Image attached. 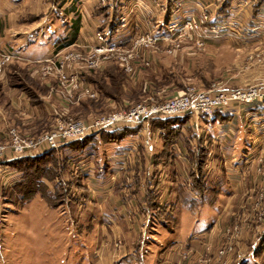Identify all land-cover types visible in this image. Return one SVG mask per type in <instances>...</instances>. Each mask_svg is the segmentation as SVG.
<instances>
[{"label":"rangeland","instance_id":"1","mask_svg":"<svg viewBox=\"0 0 264 264\" xmlns=\"http://www.w3.org/2000/svg\"><path fill=\"white\" fill-rule=\"evenodd\" d=\"M160 23L156 20L149 23V31L163 32L165 25L160 26ZM252 44L241 45L223 38L198 46L194 40L181 38L173 43L143 45L133 57L126 55L131 69H125L116 53L100 55L98 66L82 67L83 75L88 78L100 81L99 76H102L101 82L110 91L108 95L101 94L97 83H90L97 91L94 98L80 93L72 98L63 96L58 91L57 79L52 74L42 75L41 65L9 61L0 68V143L9 142V129L16 130L23 139H35L53 130L59 117L62 120H91L113 111L126 110L137 103L159 104L186 91L187 87L208 90L214 86L229 89L264 86V62L255 59V53L264 49V39ZM84 45H71L63 52L68 49L81 51ZM114 66L121 68L122 74L111 70ZM108 71L119 77L120 85L117 82L112 85ZM240 108L238 105L232 109L237 111ZM211 118L212 114L203 121L214 123ZM201 120L200 117L196 125L191 117V121L185 123L181 136L172 143L169 164L155 163L162 141L159 130L150 125L145 132L139 126L138 133L119 142L99 144L98 140L89 142L90 137L85 145L78 143L76 147L60 150L63 145L57 148L59 189L63 188L65 194H61V198L55 200L57 202L49 199L52 205L56 203L54 207L40 195L21 206V195L13 187L23 174L5 164L9 161L1 163L0 264H89L96 241L95 253L103 259L102 264H118L116 260L123 253L125 242L130 244V240H125L121 232H109L97 239L98 232L85 228L87 214L93 212H88V205H92L86 199L91 189L107 193L102 201L105 205L112 195L120 197L124 203L127 228L133 231L136 243H140L138 259L132 258L128 264H155L158 255L162 259L167 252L171 254L177 244L189 247L188 255L185 258L178 255L165 264H241L245 249L249 255L260 256L264 242V143L258 151H250L246 156L237 152L232 159L233 149L225 151L224 142L212 143L202 132ZM189 125L197 131L190 140V147L185 143V138L190 135ZM246 133L240 132L234 138ZM99 136L100 133L93 135L95 138ZM146 138L149 139L148 149ZM133 142L141 144L136 167L133 165L125 171L124 165L115 167L110 163L108 158L115 149L132 146ZM198 145L206 147L207 154L202 168L206 190L201 197L191 189V171L197 170L192 157L198 152ZM125 154L128 156L130 152ZM132 154L136 157L135 151ZM224 156L232 163L243 161L244 169H235L230 175L232 184H238L242 190L239 194L235 190L237 194L229 200L227 214L223 213L215 230L217 243L213 245L200 240L199 235L218 221L222 209V198L216 196L222 180L229 176L224 168ZM214 160L213 167L211 162ZM88 173L95 177L91 183L86 180ZM135 173L139 183L134 182ZM98 178L102 181L96 180ZM43 180L44 190L57 191L56 180L45 177ZM134 188L136 192H133ZM149 190L155 192L159 204L172 209L175 223L171 220L165 224L160 222L148 210L146 202L139 200V196L145 198ZM148 214L147 226L143 228ZM194 239H199L196 244L203 242L201 250L195 251L194 245H189ZM135 241L130 247H136ZM240 245L248 247L242 249ZM244 262L253 264L252 261Z\"/></svg>","mask_w":264,"mask_h":264},{"label":"crops","instance_id":"2","mask_svg":"<svg viewBox=\"0 0 264 264\" xmlns=\"http://www.w3.org/2000/svg\"><path fill=\"white\" fill-rule=\"evenodd\" d=\"M166 1L165 4V0H121L114 9H110L109 4H101L100 0H0V54L6 52L17 53L29 61L43 59L71 45L91 43L95 30L100 29L102 26L104 28L100 30L106 36L126 43L137 34L149 30V23H153L154 20L156 22L161 21L160 26H164L171 18L181 17L189 13H200L199 5L191 0H181V6L177 13L172 12L173 4L169 0ZM155 2H158V4L156 5ZM102 7H104L103 10ZM241 13L238 15L241 22L248 23L251 21L253 15L248 10H242ZM123 16L126 17V22L124 26H121L119 18ZM263 39L264 35L252 42L239 44L253 45L252 43H258ZM229 113H231V119L227 123H207V121L201 120L202 132L207 135L208 139L212 143H217L216 141L224 142L225 151L229 148L230 151L233 149L232 159L237 152H241L243 156H246L250 151L253 153L262 148L264 122L261 123V121H264V102H253ZM239 131H247V133L242 136L239 135V138H234V135L240 134ZM225 138H229V140L225 141ZM230 139H233L234 142H229ZM139 149H141V144L133 142L132 146L115 149L114 154L110 155L108 159L115 167L124 165L126 171L133 165L137 166L138 159L136 158L137 154L139 155ZM127 151L130 152L128 156L125 154ZM133 151L136 152V157H132ZM228 159L230 158L224 156L223 162L226 175L229 176L227 180H222L219 185L220 191L216 196L217 199L222 198L223 202L218 221L207 231H204L202 235H199L200 240L202 239L205 243L213 245L217 243L215 230H217V225L223 219L224 214H227L229 200L242 190L238 187V184H232L230 175L235 169L238 171L244 169L243 161L232 163L230 160L227 161ZM211 163L213 167L216 164L215 160ZM94 179L93 174H87V181L91 183ZM96 180L102 181L99 178ZM93 186H95V183ZM103 192L100 189H91L90 192H87L86 199L92 205H88V212H93L87 214L85 228L98 232L97 239L104 237L109 232L115 234L121 232L123 238L125 240L129 239L131 244L136 238H133L132 230L130 231L127 228L128 225L123 214L125 208L123 201L120 197L112 195L110 202L105 205L102 201L106 198L107 193ZM139 200L144 201L142 195L139 196ZM102 204L103 208H101ZM196 242L190 241L189 245H194L195 251L201 250L203 242L201 244H196ZM130 244L125 242L123 253L116 260L118 264H128L132 258L138 259L137 253L140 247L137 244L139 242L136 243L135 241V248L130 247ZM97 246L98 241L93 246L89 264L103 263V259L97 257L98 255L95 253ZM262 246L260 256L257 257V254L249 255V252L245 253V248L248 245H240L239 248L245 249L242 250L241 261L264 264V242ZM178 255L179 253L174 251L171 254L170 251L167 252L162 259L158 255L155 264H165L167 260L174 259ZM231 259V261H234L233 257Z\"/></svg>","mask_w":264,"mask_h":264},{"label":"built area","instance_id":"3","mask_svg":"<svg viewBox=\"0 0 264 264\" xmlns=\"http://www.w3.org/2000/svg\"><path fill=\"white\" fill-rule=\"evenodd\" d=\"M173 4V13H177L181 0H169ZM200 7V13H189L174 17L165 23L163 32L144 31L132 37L128 42L112 39L100 30H95L93 41L82 46L81 51L68 49L59 50L53 55L34 61L25 60L17 53L0 54V68L3 64L18 60L41 65L43 76L52 74L58 81V91L72 98L76 94L97 96L95 88L84 80L82 67H96L100 55L118 54L119 62L128 68L126 55L129 58L138 54L143 45L156 43H173L181 38L194 40L196 45L204 46L208 41L227 39L235 43L252 42L264 35V0H228L227 14L220 13L226 0H191ZM110 2V3H109ZM121 0H100L101 4H109L114 9ZM167 1L165 0V4ZM258 8L254 11V5ZM157 5L158 2H155ZM242 10H248L253 15L250 22H241L238 15ZM242 14V13H241ZM121 26L125 25L126 17H120ZM256 54V61L264 62V49ZM186 91L170 97L159 104L145 105L137 103L126 110L113 111L91 120L58 118L53 130L41 134L35 139H23L16 130H8L9 142L0 143V165L6 161L21 157H34L49 150L96 135L102 130L117 129L127 125H139L148 130L147 120L153 116H183L190 114L197 125L201 114L211 115L216 111H232L238 105H248L253 102H264V86L246 89H229L214 86L208 90H196L187 87ZM232 109V110H231ZM227 110V111H226ZM264 115V113H263ZM142 129V130H143ZM146 129V130H145ZM149 148V139H145ZM149 214L145 223L147 226ZM195 242L199 239H194ZM185 258L190 248L177 244L172 249ZM222 253V251H220ZM174 264H180L175 262Z\"/></svg>","mask_w":264,"mask_h":264},{"label":"trees","instance_id":"4","mask_svg":"<svg viewBox=\"0 0 264 264\" xmlns=\"http://www.w3.org/2000/svg\"><path fill=\"white\" fill-rule=\"evenodd\" d=\"M228 0L224 2V5L222 9H220V13L227 14L228 9ZM258 8V3L254 5V11H256ZM102 10L104 7L101 8ZM104 26H102L100 29H103ZM112 32V30H111ZM108 70V69H107ZM111 70L116 71V73L119 71L121 73V68L113 67ZM108 77L110 78L112 85L117 82V85H120L121 82H119V77H116L115 74H112V72L108 71ZM84 80L86 82H89L91 84L98 85L99 92L102 94L108 95L109 92L107 90V85L102 83V76L100 81L93 80L91 78H88L87 75H83ZM120 79L122 80V76H120ZM96 81V82H95ZM209 115L207 114H201L200 117L202 120H207V117ZM231 118V113L223 114L219 111H216L212 114L211 121L219 122V123H227V121ZM187 121H191V115L185 114L183 116H153L150 117L147 122L148 126L150 125L151 128H157L159 130V137L162 141V149L161 151L156 155V161L155 163L158 164L159 162H163L164 164H169L171 161V155H172V143H174L180 136L182 131L185 128V123ZM139 125H127L123 126L117 129H110V130H102L100 132V136L95 138L93 136H89L84 138L83 140H77L70 142L63 147L60 148L62 150L66 147H76L78 143L80 144H86V139L91 137V140L89 142H92L93 140L97 143H112V142H119L124 137L133 134L138 133ZM187 129L190 131V135L185 138V143L188 147H190V140L191 138H194L196 136V131L194 128H192L190 125L187 126ZM85 140V143H84ZM101 140V141H99ZM95 143V144H97ZM99 143V144H100ZM83 145V146H84ZM200 146L198 149V152L193 154V161L195 164V168L197 170L191 171L192 181H191V189L194 190L200 197L203 196V193L206 190L204 177L202 176V168L204 163V157H206V147L203 145ZM81 147V146H79ZM76 149V148H74ZM78 150V149H77ZM58 158L56 155L55 150H51L49 152L43 153L38 156L34 157H21L14 160H11L9 162H6L5 164L8 166H11L13 168L18 169L22 172L23 177L22 179L17 182L14 185L15 191H17L21 195V206H23L26 202L30 201L32 198H34L36 195H40L43 198L46 199V202L50 206H56V203L53 205L49 202V199L52 201H55L59 198H61V194L64 196L63 188L59 189V180H58V171L56 170L58 166ZM4 164V165H5ZM30 171V172H28ZM47 178L49 180H56L55 182V188L52 193L48 192L47 190H44V180L43 178ZM77 178V176H76ZM139 183V178L137 177V174L135 173V179L134 182ZM126 185L127 182H126ZM132 188V186H130ZM138 187V184L136 185V188ZM60 192V193H59ZM133 192H136V189H133ZM144 201L146 202V206L148 210L153 214V217L161 220L160 222H163L165 224L166 221L171 220L175 223V218L172 215L171 211L172 209L167 206H162L157 202V196L153 190H149L144 198ZM57 202V201H55ZM189 206L192 208L193 206L189 204ZM166 226V225H164ZM137 245H140L137 244ZM241 264H245V262H241Z\"/></svg>","mask_w":264,"mask_h":264}]
</instances>
